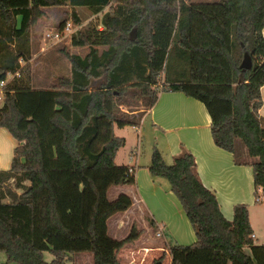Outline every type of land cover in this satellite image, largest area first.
I'll list each match as a JSON object with an SVG mask.
<instances>
[{"label": "trees", "instance_id": "obj_1", "mask_svg": "<svg viewBox=\"0 0 264 264\" xmlns=\"http://www.w3.org/2000/svg\"><path fill=\"white\" fill-rule=\"evenodd\" d=\"M59 8L66 16L56 33L73 21L80 27L71 47L88 53L69 52L71 73L37 88L27 65L32 30L46 10ZM78 9L99 21L83 27ZM263 30L264 0H0V85L14 76L0 86V128L18 143L11 168L0 171L4 264H69L78 253L93 254L94 264H121L119 252L140 233L108 235V220L133 206L127 194L109 200L110 189L136 184L134 170L116 164L126 145L116 130L139 127L146 111L121 107L140 101L151 110L161 92L201 102L215 146L237 165L249 164L239 151L246 149L255 201L264 204ZM173 50L188 60V77L162 81L159 90ZM148 170L169 182L196 236L191 246L166 244L171 264H264L249 206L236 205L228 221L191 152L182 148L168 165L155 148Z\"/></svg>", "mask_w": 264, "mask_h": 264}, {"label": "crops", "instance_id": "obj_2", "mask_svg": "<svg viewBox=\"0 0 264 264\" xmlns=\"http://www.w3.org/2000/svg\"><path fill=\"white\" fill-rule=\"evenodd\" d=\"M182 1L189 5L195 0ZM261 96L263 107L259 111V117L264 121V87L261 89ZM132 128L136 132V145L130 154L133 164L119 166H128L134 170L136 184L115 187L118 189V195L127 194L133 199V206L122 213L124 216L130 217L140 211L143 215H148L160 230L159 233L169 231L174 237L176 236L174 221L177 218H180L187 228V222L183 220V209L170 191L169 182L152 177L148 170L155 148L161 152L168 165L173 163L184 148L194 156L201 182L216 195L221 212L228 221H233L236 205L249 206L256 244L264 245V235L262 230L259 231L261 233L255 231L252 215L253 209L259 205L254 196L251 166L254 159L249 158L246 149L240 147L242 159L249 164L237 165L233 154L215 146L211 135V117L201 102L180 92H161L154 108L144 112L140 126ZM127 142L126 139V144ZM17 146V141L9 132L0 128V171H8L11 168ZM118 220L116 219V226ZM193 234L195 236V233ZM138 246L131 244L122 250L125 257L119 259L121 264L132 263L131 260L135 257L130 256L137 252Z\"/></svg>", "mask_w": 264, "mask_h": 264}, {"label": "rangeland", "instance_id": "obj_3", "mask_svg": "<svg viewBox=\"0 0 264 264\" xmlns=\"http://www.w3.org/2000/svg\"><path fill=\"white\" fill-rule=\"evenodd\" d=\"M220 1L221 0H195L193 3H218ZM64 11V9L60 8L46 10L45 16L33 27L32 36L30 38L31 59L27 61V65L31 68L33 83L37 88L51 87L56 82L58 77L63 75L68 76L71 73L72 65L68 56L69 52L78 54L82 57L88 53V49L71 47V35L65 34L61 39H53L47 36L48 34L54 36L58 25L66 16ZM78 13L83 20V27H89L99 21L97 16H92L90 11L86 9H78ZM68 23H70L73 32L77 31L78 27H80L75 26L73 21H68L67 24ZM22 64L24 65V63ZM188 73V60L181 58L178 50H173L170 56L168 68L163 74L160 80V85L157 89L160 90L162 87V81L169 82L170 80L177 78L186 80ZM103 82L104 79L94 81L92 89H97ZM143 109L147 111L145 106H141L140 101H133V105L131 107L125 105L121 107V110L124 113ZM262 124L264 125V121H262ZM116 134L117 136L125 137L128 140L125 147L119 151L116 163L118 165H132L133 161L130 158V154L133 147L136 145L135 129L132 127L117 129ZM117 191L118 189L115 187L110 189L108 193L109 200L115 201L117 199L119 196ZM175 199L178 201L176 197ZM179 205L181 209H183L180 202ZM259 205L252 211L253 222L256 228L255 231L259 232L262 230V234L264 235V204ZM116 219H119V222H117L118 226L115 225ZM184 219L187 222V228L180 218H177L174 221V230L176 232L175 237L171 236L169 231L164 232L162 230L161 236H158L160 230L157 228L154 229L150 226L151 219L148 215H143L140 211L136 213V215L132 214L130 217L124 216L122 213H118L114 218L111 217L108 220V235L113 239L121 240L128 237L132 233L133 229L140 233L139 238L132 243L139 245L136 249L137 252L130 256L135 257V259H132V263L128 264H171L170 252L169 248L166 247V244L191 246L196 242V237L194 236V232L192 230L193 228L186 218L185 213H183V220ZM160 229L162 228L160 227ZM146 249L149 251H145ZM124 254L125 253L120 251L118 259L125 257L123 256ZM44 255L45 260L48 262L53 259L52 255L48 252ZM71 257L73 258V261L69 264H94V256L91 253H78L71 255ZM5 262V257L1 256L0 264H4Z\"/></svg>", "mask_w": 264, "mask_h": 264}, {"label": "built area", "instance_id": "obj_4", "mask_svg": "<svg viewBox=\"0 0 264 264\" xmlns=\"http://www.w3.org/2000/svg\"><path fill=\"white\" fill-rule=\"evenodd\" d=\"M72 27H71V25L70 24H68L67 26H66V29H65V31H63V33H55L54 34V36H51V35H47L49 38H53V39H61L65 34H68V35H71L72 34ZM13 75H9L8 76V78H7V80L6 81H3L2 83H1V87H3V86H5L10 80L9 79H13ZM2 97H3V92L1 91L0 92V101L2 100ZM158 236H161V233H159L158 234Z\"/></svg>", "mask_w": 264, "mask_h": 264}, {"label": "water", "instance_id": "obj_5", "mask_svg": "<svg viewBox=\"0 0 264 264\" xmlns=\"http://www.w3.org/2000/svg\"><path fill=\"white\" fill-rule=\"evenodd\" d=\"M244 67H246V65H244ZM158 264H161V263H158Z\"/></svg>", "mask_w": 264, "mask_h": 264}]
</instances>
